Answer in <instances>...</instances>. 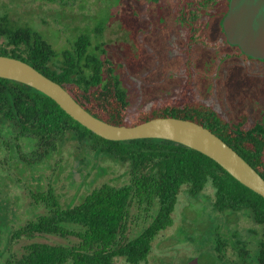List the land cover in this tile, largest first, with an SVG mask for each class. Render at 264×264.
<instances>
[{
	"label": "rangeland",
	"instance_id": "374dc122",
	"mask_svg": "<svg viewBox=\"0 0 264 264\" xmlns=\"http://www.w3.org/2000/svg\"><path fill=\"white\" fill-rule=\"evenodd\" d=\"M178 1L0 0V17L7 13L10 24L28 23L55 50L69 48L81 33L88 34L89 47L108 62L126 92V124L152 105L179 98L188 79L193 98L211 105L229 122L243 118L246 125L264 124V58L233 54L237 50L225 41L221 25L225 0L203 16L209 45H187L186 29L174 12ZM0 46H7L2 36ZM102 78H107V70ZM8 131L0 123V264L19 256L29 242L25 236L11 238L12 230L47 213L42 201L36 203L37 193L51 189L64 207L77 204L103 183L119 186L128 181V163L66 136L42 162H24L19 156L30 154L34 143L21 138L18 147ZM213 200L210 184L196 195L182 186L172 224L156 234L147 258L138 264H185L192 257L200 264H259L264 225L247 209L219 211ZM152 212L151 208L148 213ZM136 213L133 206L131 235L149 221L146 212L135 217ZM65 228L80 229L75 224ZM33 240L71 245L79 238L73 233H44ZM114 264L132 263L115 257Z\"/></svg>",
	"mask_w": 264,
	"mask_h": 264
},
{
	"label": "trees",
	"instance_id": "16d2710c",
	"mask_svg": "<svg viewBox=\"0 0 264 264\" xmlns=\"http://www.w3.org/2000/svg\"><path fill=\"white\" fill-rule=\"evenodd\" d=\"M218 1H178L174 12L186 29L187 45H209L203 31V16ZM227 8L225 0L223 15ZM1 36L7 46H0V54L20 58L60 83L94 116L117 125H134L158 116L195 121L221 137L264 178V124L246 125L243 118L235 124L229 122L214 107L193 98L189 79L179 98L152 105L140 111L134 123L126 124V92L112 75L108 62L89 47L88 34L82 33L69 48L55 50L28 23L10 24L5 13L0 17ZM224 39L227 42L225 34ZM233 46L237 50L234 55L239 52L251 58ZM103 69L107 70L106 79L102 78ZM0 123L8 128L17 145L21 138L34 143L30 154L19 156L29 164L45 160L65 136L82 141L80 145L91 151L128 163L126 183L119 186L103 183L74 205L61 206L51 189L37 193L36 203L42 201L47 213L12 230L11 238L25 236L29 242L19 256L5 264H114L115 257L138 264L147 258L156 234L172 224L171 213L182 186L196 195L210 184L215 209H247L256 222L264 225L263 196L239 182L209 156L181 143L161 138H103L72 118L48 95L3 77H0ZM133 206L138 212L135 217L146 212L149 218L136 235L129 231ZM151 208L153 212L148 213ZM68 224L80 229L69 232L65 228ZM44 233H73L79 241L70 245L33 240ZM257 259L264 264V231Z\"/></svg>",
	"mask_w": 264,
	"mask_h": 264
},
{
	"label": "water",
	"instance_id": "95a60500",
	"mask_svg": "<svg viewBox=\"0 0 264 264\" xmlns=\"http://www.w3.org/2000/svg\"><path fill=\"white\" fill-rule=\"evenodd\" d=\"M222 29L230 45L247 56L264 58V0H228ZM0 77L29 85L52 98L66 113L97 135L110 140L168 139L195 149L220 164L239 182L264 197V178L233 147L195 121L158 116L134 125H117L94 116L60 83L28 62L0 54ZM185 264H200L198 257Z\"/></svg>",
	"mask_w": 264,
	"mask_h": 264
},
{
	"label": "flooded vegetation",
	"instance_id": "af4514ba",
	"mask_svg": "<svg viewBox=\"0 0 264 264\" xmlns=\"http://www.w3.org/2000/svg\"><path fill=\"white\" fill-rule=\"evenodd\" d=\"M81 34H82V33H81ZM81 34H80V35H81ZM77 38H78V37H77ZM67 41H69V39H67ZM73 42H74V41H73ZM70 43H71V42H70ZM70 46H71V45H70ZM89 49H90V48H89ZM92 51H93V50H92ZM93 52H94V51H93ZM95 53H96V51L94 52V54H95Z\"/></svg>",
	"mask_w": 264,
	"mask_h": 264
}]
</instances>
